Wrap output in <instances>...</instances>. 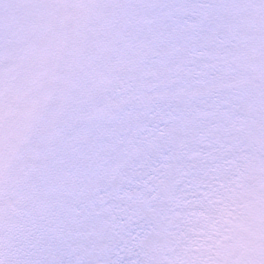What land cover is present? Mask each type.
<instances>
[{"label":"snow or ice","instance_id":"obj_1","mask_svg":"<svg viewBox=\"0 0 264 264\" xmlns=\"http://www.w3.org/2000/svg\"><path fill=\"white\" fill-rule=\"evenodd\" d=\"M0 264H264V0H0Z\"/></svg>","mask_w":264,"mask_h":264}]
</instances>
